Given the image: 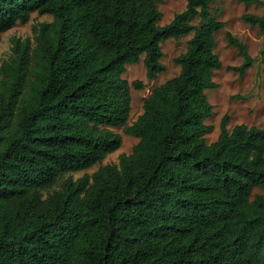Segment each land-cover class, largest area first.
Segmentation results:
<instances>
[{
    "label": "trees",
    "instance_id": "1",
    "mask_svg": "<svg viewBox=\"0 0 264 264\" xmlns=\"http://www.w3.org/2000/svg\"><path fill=\"white\" fill-rule=\"evenodd\" d=\"M214 1L186 0L162 26L164 0H0V43L33 13L53 17L33 41L13 37L0 66V264H264V196L253 195L264 189V128L229 130L224 116L218 139L206 138V90L224 68ZM242 20L264 32V14ZM191 33L179 75L129 125L128 66L143 59L154 80L162 44ZM225 37L243 58L227 70L243 76L255 59ZM121 127L138 139L132 152L74 180L121 147Z\"/></svg>",
    "mask_w": 264,
    "mask_h": 264
},
{
    "label": "rangeland",
    "instance_id": "2",
    "mask_svg": "<svg viewBox=\"0 0 264 264\" xmlns=\"http://www.w3.org/2000/svg\"><path fill=\"white\" fill-rule=\"evenodd\" d=\"M264 2V0H261ZM163 17L160 25L169 24L177 13L186 9V0H164L158 4ZM212 13L220 21L226 23V27L216 34V53L223 62L224 68L217 71L214 81L218 84L215 89L206 90L210 103L214 106L213 115L207 120V124L212 126V130L207 134L208 143L215 142L220 135V125L224 116H229V130L239 124L257 126L264 128V58L260 57V50L264 47V32L258 26H251L242 20L246 13L259 16L264 14V5L255 3H242L239 0H215L211 4ZM51 15H39L33 13L30 21L26 24H17L14 28L2 35L0 43V66L3 61L9 58L11 53V39L13 37L34 40L33 27L42 22H51ZM198 18L194 20L197 24ZM231 32L242 40L248 47L250 55L255 59L254 65L243 75L228 71V66H238L243 58L240 53L228 45L225 34ZM192 33L179 40H168L162 44L164 57L162 59L166 70L159 74L154 80L146 77V68L143 59L135 65H130L124 78L131 84V112L128 124H133L143 113L144 99L147 98L154 89L163 85L169 79L177 77L180 67L175 59L184 54L187 50V43L192 37ZM141 81L143 89L133 87L134 81ZM115 132L122 136L121 147L109 154L102 164H97L92 168L72 174V178L77 180L84 174H93L100 166L107 164H118L119 156L123 153L130 154L138 139L128 136L124 129L117 128ZM263 195L264 189L256 188L253 195Z\"/></svg>",
    "mask_w": 264,
    "mask_h": 264
}]
</instances>
